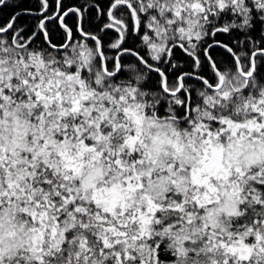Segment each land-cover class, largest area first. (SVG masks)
Here are the masks:
<instances>
[{
	"label": "snow or ice",
	"instance_id": "obj_1",
	"mask_svg": "<svg viewBox=\"0 0 264 264\" xmlns=\"http://www.w3.org/2000/svg\"><path fill=\"white\" fill-rule=\"evenodd\" d=\"M0 264H264V0H0Z\"/></svg>",
	"mask_w": 264,
	"mask_h": 264
}]
</instances>
